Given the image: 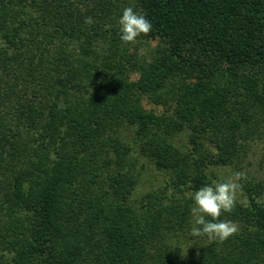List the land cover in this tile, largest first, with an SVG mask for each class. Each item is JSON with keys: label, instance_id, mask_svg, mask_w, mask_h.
I'll list each match as a JSON object with an SVG mask.
<instances>
[{"label": "trees", "instance_id": "16d2710c", "mask_svg": "<svg viewBox=\"0 0 264 264\" xmlns=\"http://www.w3.org/2000/svg\"><path fill=\"white\" fill-rule=\"evenodd\" d=\"M129 6L152 24L134 44ZM261 133L264 0H0V264H264L263 180L229 238L178 239L209 166Z\"/></svg>", "mask_w": 264, "mask_h": 264}, {"label": "clouds", "instance_id": "9594fccd", "mask_svg": "<svg viewBox=\"0 0 264 264\" xmlns=\"http://www.w3.org/2000/svg\"><path fill=\"white\" fill-rule=\"evenodd\" d=\"M117 23L119 39L125 44L136 43L142 34H147L152 28L145 14L131 6L122 9ZM244 177L243 172L237 171L227 178L204 184L191 193L190 234L193 237L222 242L237 232L235 222L221 217L234 209L237 192L242 189L240 181Z\"/></svg>", "mask_w": 264, "mask_h": 264}, {"label": "rangeland", "instance_id": "374dc122", "mask_svg": "<svg viewBox=\"0 0 264 264\" xmlns=\"http://www.w3.org/2000/svg\"><path fill=\"white\" fill-rule=\"evenodd\" d=\"M156 42H146L141 41L139 44V52L145 53L149 46L155 45ZM146 106H151L150 103H145ZM157 108V107H156ZM174 141L178 145H182L186 140L185 132H177L173 137ZM210 170L214 172V177H211V181L220 180L231 176L234 172H243L245 177L253 178V180H263L264 181V133H261L259 137H253L248 139L244 150L240 153L239 158L228 164H212L209 166ZM162 180V174L158 172H152L151 170H146L142 173L139 181L136 184V189L134 190L133 196H140L147 189L151 188L160 183ZM236 199H245L242 189L237 192ZM257 200L264 204V192H262ZM190 233V232H189ZM179 243L181 245L182 251L185 254H189L206 240V237H195V238H183L181 235L178 237Z\"/></svg>", "mask_w": 264, "mask_h": 264}]
</instances>
